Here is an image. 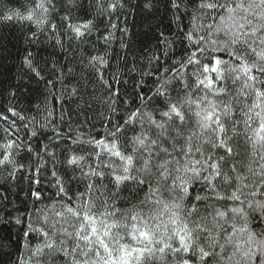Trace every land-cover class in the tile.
<instances>
[{"label":"snow or ice","instance_id":"1","mask_svg":"<svg viewBox=\"0 0 264 264\" xmlns=\"http://www.w3.org/2000/svg\"><path fill=\"white\" fill-rule=\"evenodd\" d=\"M161 2L177 32L159 31L154 50L121 63L108 48L127 0H0V22L29 23L37 46L82 42L95 18L108 22L104 51L88 59L90 99L78 86L60 93L101 103L102 132L93 123L65 133L47 106L43 121L0 107V170L37 185L46 172L55 190L26 225L27 256L10 264H264V0L143 7ZM24 63L45 79L32 52ZM49 127L50 143H34ZM31 195L42 201L41 190Z\"/></svg>","mask_w":264,"mask_h":264},{"label":"trees","instance_id":"2","mask_svg":"<svg viewBox=\"0 0 264 264\" xmlns=\"http://www.w3.org/2000/svg\"><path fill=\"white\" fill-rule=\"evenodd\" d=\"M4 2L8 8H17L23 0ZM127 3L129 6L123 9L125 15L118 21L119 28H127V32L122 33L119 28L114 30V39L108 48L109 54L113 57L116 54L120 55L121 63L125 56L131 63L133 59L139 61L142 55H148L150 49L154 50L159 31L169 35L177 32V25L162 2L158 3L157 9L151 11L143 7L145 0H127ZM76 15L80 18H92L85 17L83 12ZM113 22H117L115 17ZM95 23L98 31L94 29L82 42L69 41L68 37L64 36V47L61 48L53 47L48 42H43L39 46L30 43L32 25L27 22H0V107L15 106L26 116H36L43 121L46 115L44 109L47 106L49 110L54 109L51 119L55 126L65 133L68 132L69 126L74 130L73 134L80 127L85 131H91L93 123L96 125L95 131L102 132L100 118L96 115L98 111L104 110L101 103L97 102L89 109L85 107L83 100L78 101L76 97H69L66 93L60 95L63 88L70 91L72 86H78L83 99H90L88 93L93 90V82L90 80L91 69L88 67V59L90 55L104 51V42L98 37L107 34L108 22L97 17ZM184 23L186 24L187 20ZM41 41H44L43 36ZM122 43L128 47L121 48ZM179 48L177 42V55ZM28 52L33 53L34 63L44 68L45 79L36 78L24 63ZM113 63H116L115 59ZM58 77L62 84L57 81ZM46 79L57 81L56 88L46 86ZM13 92L15 96L11 95ZM52 93L56 94V99ZM96 95L100 96L101 91H97ZM77 121L80 122L79 125ZM49 137H54L51 127L42 130L34 139V143L49 144ZM56 142L55 139L51 141L53 144ZM61 144L63 145L62 141ZM51 150L58 153V149ZM32 163L34 165L35 160ZM36 178L41 181L39 185L31 181L29 173H17V177L12 179L7 172L0 170V245H2L0 264L15 262L17 256L22 253L27 256L23 248L26 225L29 219L36 222L37 209H43L50 203L48 196L55 191L48 186L50 177L46 172H42ZM37 189L42 191V201H36L31 195V192ZM17 218L22 221L21 224L16 223Z\"/></svg>","mask_w":264,"mask_h":264}]
</instances>
